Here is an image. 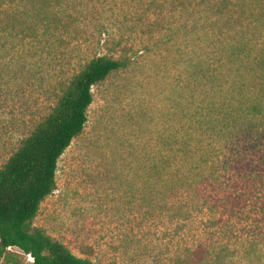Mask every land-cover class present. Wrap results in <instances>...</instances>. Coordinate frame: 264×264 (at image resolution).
Returning a JSON list of instances; mask_svg holds the SVG:
<instances>
[{"label": "trees", "instance_id": "16d2710c", "mask_svg": "<svg viewBox=\"0 0 264 264\" xmlns=\"http://www.w3.org/2000/svg\"><path fill=\"white\" fill-rule=\"evenodd\" d=\"M87 1L0 0V81L14 96L47 79L59 91L0 167V257L16 259L8 248L17 247L32 264H96L33 226L56 188L60 156L85 127L94 85L132 61L100 30L110 53L73 62L83 50L78 5ZM125 1L148 2L161 19L185 13L174 21L178 32L197 36L185 51L186 79L174 85L168 120L143 143L140 178L152 180L157 208L191 212L200 205L211 226L247 214L264 227V0ZM146 19L153 34L158 23Z\"/></svg>", "mask_w": 264, "mask_h": 264}, {"label": "rangeland", "instance_id": "374dc122", "mask_svg": "<svg viewBox=\"0 0 264 264\" xmlns=\"http://www.w3.org/2000/svg\"><path fill=\"white\" fill-rule=\"evenodd\" d=\"M148 5L125 0L78 5L83 50L73 62L110 53L100 30L114 35L119 54L132 61L94 85L85 127L60 156L56 188L42 200L33 226L96 264H264L262 222L239 214L227 226H211L200 205L191 212L158 209L148 186L152 180L140 178L143 143L168 120L174 85L186 79L185 51L191 37L197 40L177 30L174 21L185 13L172 19L164 10L169 16L161 19ZM146 18L158 23L153 34ZM50 83L14 96L0 81V167L53 107L59 91ZM184 196L168 198L169 204ZM8 252L17 258L0 257V264L33 263L17 247Z\"/></svg>", "mask_w": 264, "mask_h": 264}, {"label": "built area", "instance_id": "2783aa9c", "mask_svg": "<svg viewBox=\"0 0 264 264\" xmlns=\"http://www.w3.org/2000/svg\"><path fill=\"white\" fill-rule=\"evenodd\" d=\"M9 248H11V247H9ZM29 258L33 259V257H32V256H29Z\"/></svg>", "mask_w": 264, "mask_h": 264}]
</instances>
